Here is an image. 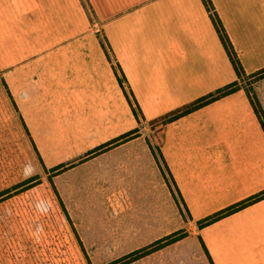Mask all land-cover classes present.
<instances>
[{"label":"crops","instance_id":"1","mask_svg":"<svg viewBox=\"0 0 264 264\" xmlns=\"http://www.w3.org/2000/svg\"><path fill=\"white\" fill-rule=\"evenodd\" d=\"M212 2L246 74L263 70L264 0ZM0 71L45 168H67L56 176L65 208L80 210L96 208L97 193L109 194L107 208L123 206L117 194L127 192L130 162L140 157L124 153L132 141L86 160L89 152L238 81L202 0H0ZM158 134L205 259L264 264V199L198 227L264 191V129L247 93ZM144 156L140 169L158 193L159 164Z\"/></svg>","mask_w":264,"mask_h":264},{"label":"rangeland","instance_id":"2","mask_svg":"<svg viewBox=\"0 0 264 264\" xmlns=\"http://www.w3.org/2000/svg\"><path fill=\"white\" fill-rule=\"evenodd\" d=\"M240 84L264 118V75L245 77ZM161 128L150 123L129 139L124 153L140 157L130 162L127 192L117 194L123 206L107 208L109 194L97 193L103 201L96 208L67 209L56 178L67 168H45L0 72V264H115L177 232L185 237L127 264H210L160 155ZM152 153L160 167L158 193L140 169L144 155Z\"/></svg>","mask_w":264,"mask_h":264},{"label":"trees","instance_id":"3","mask_svg":"<svg viewBox=\"0 0 264 264\" xmlns=\"http://www.w3.org/2000/svg\"><path fill=\"white\" fill-rule=\"evenodd\" d=\"M203 3L205 4L209 14H210V17L212 19V22L217 30V33L219 34V37L224 45V48L229 56V59L235 69V72L237 74V77H238V81L232 83V84H229L223 88H220L218 90H216L215 92L213 93H210L206 96H203L187 105H184L183 107L181 108H178L176 110H174L173 112L161 117V118H158L154 121L151 122V126L153 128L155 127H158V126H166L168 125L169 123H172L182 117H185L191 113H194L196 111H198L199 109L201 108H204L220 99H223L239 90H242L243 88L241 87V84H240V81H242L245 77H257L258 75H264V69L255 73V74H251V75H248L246 74L244 68H243V65L238 57V54L227 34V31L225 29V27L223 26V23L214 7V4L212 2V0H202ZM103 47L105 48V51L107 53V56L109 58V61L112 63L113 65V69L115 71V74L117 76V79L119 81V83L121 84V87L129 101V104L131 105L132 107V110L137 118V120L139 121L140 123V117H141V112H140V109H139V106L137 104V102L135 101L134 97H133V94H131V92H129L126 87H125V76L121 70V68L119 67V65L117 64H114V62L112 61V58L109 54V50L108 48H106L103 44ZM1 72V71H0ZM2 83L4 85V88L6 90V93L8 95V97L10 98L13 106L15 107L16 111L18 112V109H17V106L13 100V97L11 96V93L8 89V86H7V83L6 81L2 78ZM247 95L249 96V99L251 101V98H250V95L248 94V92H246ZM251 104L253 105V108L255 109V112L257 113V116L259 117V120L261 122V125L264 129V118L262 117V115L258 112V110L255 108L253 102L251 101ZM21 119V122L23 124V127L25 129V132L26 134L28 135L29 139L31 140V137H30V133H29V130L27 129L25 123L23 122L22 118L20 117ZM138 133V129L134 130V131H131L119 138H116L115 140H112L111 142L107 143V144H104L96 149H94L93 151L89 152L87 154V159L91 158V157H94L96 155H99L101 153H104L105 151L109 150V149H112L114 147H117L119 146L120 144H123V143H126L127 141H129V139H131L135 134ZM32 142V140H31ZM33 144V142H32ZM34 146V144H33ZM35 148V146H34ZM36 150V148H35ZM37 152V151H36ZM38 154V153H37ZM161 157H162V154H160ZM163 159V157H162ZM164 161V159H163ZM167 167V166H166ZM59 170V169H58ZM57 170V171H58ZM168 170V169H167ZM169 171V170H168ZM169 177L171 178V181L172 183L174 184V186L176 187V184L171 176V173L169 171ZM170 181V180H169ZM24 183V182H23ZM19 184V185H25V184ZM177 189V187H176ZM181 199V198H180ZM264 199V191L253 196V197H250L246 200H243L233 206H230L202 221H200L198 223V227L200 229L204 228V227H207L225 217H228L230 215H233L234 213H237L261 200ZM181 203L183 204L184 208L187 209L184 201L181 199ZM188 212V210H187ZM185 237V235H181V232H177V233H174L162 240H158L157 242H155L154 244H152L151 246L147 247V248H144V249H140L136 252H133L132 254H130L129 256V260L127 261L126 259L125 260H119L117 262H115V264H127V263H132L134 261H137L138 259H140L141 257H144L145 255H148L147 253H149L150 251H158V250H161L165 247H168L178 241H180L181 239H183ZM201 243H202V240L200 239ZM203 247L205 248V246L203 245ZM17 252V251H16ZM26 252V251H24ZM24 252H21V258L24 259L25 258V253ZM18 254V255H17ZM19 256V253L17 252L16 253V258H18ZM20 257V256H19ZM11 262H13V259L10 260Z\"/></svg>","mask_w":264,"mask_h":264}]
</instances>
